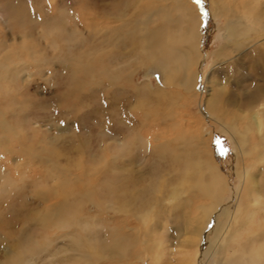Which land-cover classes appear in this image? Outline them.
<instances>
[{
  "label": "rangeland",
  "instance_id": "374dc122",
  "mask_svg": "<svg viewBox=\"0 0 264 264\" xmlns=\"http://www.w3.org/2000/svg\"><path fill=\"white\" fill-rule=\"evenodd\" d=\"M188 1L201 12L203 64L198 70L197 90L189 95L179 89L173 90L168 94L169 108L157 104L155 96L144 97L141 91L144 85L149 84L155 91L161 83L154 73L146 77L144 70L138 67L133 53L135 40L128 35L133 31L131 19L142 18L145 11L154 12L167 1L0 0V120L16 131L12 138L0 125V258L5 244L24 238L36 240L42 246L40 254L27 264H80L75 252L61 253L62 249L77 248L75 243H78L86 251L88 243L94 241L99 247L101 241L109 239L113 224L118 229L123 225L140 228V243L131 249V258L125 259V263L147 264L143 242L156 240L161 243L157 264H183L182 256L187 249L182 242L186 236L183 235L185 231L178 230L186 228L191 212L208 202L193 197L189 192L178 198L180 201L171 200L167 190L176 177L166 171L165 162L157 161L152 147L153 137L181 140L188 134L189 140L202 139L209 159L216 164L227 184L224 201L216 216L223 208H229L232 213L235 211L243 193L239 192L241 186L232 167L234 153H240L241 149L230 131L209 116L207 104L221 100L222 96L229 99L227 96L232 92L238 98L249 95L256 91L253 86L256 82L264 87V74L256 76L250 60L253 57L264 62V36H256L254 29L257 27L253 26L248 41H244L240 51L234 53L232 41L229 43L224 38L225 22L219 21L217 16L212 17L216 6L203 0ZM244 1L249 2L240 0L241 6ZM250 4L253 8L251 15L257 12L263 18L264 0H250ZM126 23L128 25L122 28ZM158 23L153 22L150 27L154 28ZM111 38L120 42L119 48L116 45L111 47ZM113 47L124 56V63L111 64ZM221 48L229 51L226 50L220 58ZM234 59H238L236 65L233 64ZM105 69L117 77L108 78ZM260 110H264V105L258 104L253 111ZM148 111L152 117H145ZM155 111L161 115L159 118H154ZM252 137L255 141L256 137ZM109 147L116 150L109 151ZM119 147L127 152L120 153L119 157L115 154L117 158L111 166L112 152L118 153ZM261 151L264 152L263 147ZM240 158L247 164V157ZM260 159H264V155ZM263 161L253 172L256 191L264 201ZM124 165H130L129 169L143 174L139 189L149 191V205L158 209L156 217L147 225L148 238H144L145 226L130 215L101 211L94 204L106 206L103 199L108 192L106 184L123 185L126 173L114 174L109 170L114 166L116 171H120ZM75 177L83 182L76 189L66 184V180L68 182ZM59 182H65V186ZM82 186L89 194L92 193L89 199L81 198L79 194L72 199L78 211L76 224H82L79 227L81 234L75 233L73 227L56 230L50 225L42 227L38 220L36 224L32 223L30 217L33 218L43 206L36 196L38 193L46 188L49 193L47 201L52 202L58 199V194L81 191ZM161 187L163 190L158 191ZM247 187L246 184L245 194ZM250 197L245 196L241 200L243 205L238 224H232V233H238L235 241L242 242L240 247L245 249L249 247L245 244L249 226L263 227L261 243L264 238V208L252 207ZM248 213L253 217L250 223ZM210 228L213 226H206V238L212 237ZM134 235L131 234L132 237ZM203 242L205 245L200 247L195 264H215L218 259L212 262L209 256L204 255L205 238ZM234 247L229 244L226 253ZM221 258L223 260L222 255ZM97 264L110 263L101 261Z\"/></svg>",
  "mask_w": 264,
  "mask_h": 264
},
{
  "label": "bare ground",
  "instance_id": "6f19581e",
  "mask_svg": "<svg viewBox=\"0 0 264 264\" xmlns=\"http://www.w3.org/2000/svg\"><path fill=\"white\" fill-rule=\"evenodd\" d=\"M165 1H167V3L157 7L154 12L145 11L142 18L131 19L130 22L133 25V31L129 30L130 33L128 35L129 37L132 36L135 40V45L133 46L135 51L133 53L136 57L138 67L144 70V75L146 77H150L154 73L161 83V86L157 87L155 91L150 89L149 84L144 85L142 90L140 89L144 93V97L150 98L155 96L158 98L157 104H164L171 108L168 94H172L173 90L179 89L186 95L192 94L194 90H197L195 87L199 79L198 70L203 64L204 54L200 46L202 19L199 9L194 7L195 5L192 6L188 0ZM203 2H211L216 6L214 9L217 10H214L215 12H213L212 17L215 18L217 16L219 21L225 22L224 31L226 32V37L224 38L228 39L229 43L232 41V50L234 53L237 50L239 52L243 47L242 43L249 39V32L252 31L253 26L257 27L254 29V31L257 32L256 36H264V17L262 18L259 16L257 12L256 15H251L253 8L250 4V0L249 2L244 1L245 3L242 6L240 0H229V2L228 0H203ZM237 2L239 4L238 6ZM242 9L244 13H242ZM125 13L126 12H124V15ZM153 22L158 23L154 28L150 27V24H153ZM126 25L128 24H122L121 27L124 28ZM114 30L116 31L117 29L114 28ZM100 32L101 30L98 31V33ZM120 32L118 31V33ZM104 33L106 34L107 32L105 31ZM109 42L111 47L116 45L119 48V41H115V39L111 38ZM118 48L115 49L113 47L112 49L114 51L112 53L110 52L111 64L117 65L118 63L122 64L125 62L124 56L118 52ZM228 48L220 49V58L224 56L226 50L229 51ZM18 53L19 52H17V54ZM6 60H8L7 55ZM250 60L252 61V67L256 76L264 74V62H261L262 60L258 58L254 59L253 57ZM236 61H238V59ZM236 61L234 59L233 64L236 65ZM105 70V74L108 75V78H112L113 76L117 77L116 74L108 72L107 69ZM233 71L235 70L233 69ZM234 86L237 87V84L234 83ZM253 86L256 91L249 95L244 94L238 98L237 94L232 92L231 96H227L229 99L222 96V98H220L221 100H216V102L207 104L209 116L215 118L217 123L221 122L223 126L230 131L241 149L240 153H234V165L232 170L234 176L240 183L239 186H241L239 187V192L243 194L239 197L240 202L237 204L233 213L229 208H223L220 209L219 216H216L220 205L224 201L227 184L224 183L225 180L216 164L209 159L208 149L202 139L197 138L189 140L187 138L188 134L184 136V139L181 138V140L180 138H177V140L167 138L160 140L159 137L152 138V147H154L153 151H155L157 161H162V164L165 162L166 171L169 174H175L176 177L174 179L175 182L170 185V188L167 190L171 200H179L178 198L182 197L186 192H189L193 197L208 202L206 204H200L195 211L191 212L190 217L192 221L189 220L190 222L183 230H178L185 231L183 235L186 236L182 242L184 245L183 247L187 249L182 256L183 264H195L197 262L198 251L205 245L203 242L204 238L205 242H207V246L203 248L205 251L204 255L209 256L212 262L218 259L215 264H264V238H262L261 243L263 227L252 228L249 226L248 237L245 239V244H249L247 249L240 247L242 242L235 241V239L238 238V233H232V224L235 226L238 224V217L241 214L243 205L241 200H243L245 196H251L252 207L258 206L260 209L264 208V201L256 191L253 172L258 163L264 160L260 159V156L264 155V152L261 151L262 147L264 148V110L253 111L255 107H258V104L259 106L264 105V87L260 86L258 82L255 84L253 83ZM149 116L152 117L151 113H149V111L148 113L145 112V117L148 118ZM153 116L154 118H159L161 115L159 113L157 114L155 111ZM0 125L2 130L10 137L13 138L16 136V131L7 124V122L1 121ZM137 134L139 137L141 136L139 133ZM252 136L256 137L255 141ZM118 149V153L115 151V153L112 152L111 166L115 158H117V156L119 157L120 153L124 154L126 151L122 150L121 147ZM108 150L112 151L116 149L109 147ZM115 154L117 155L116 157ZM240 157H247V164H245L244 160H241ZM129 166L130 165L122 166L120 171L117 170L118 172L116 171V167H111L109 170L111 173H126V178L123 180L124 183L119 187L111 185V183L106 184L108 192L103 197L104 201L106 200L107 202L105 203L106 206L103 207L99 203L94 204L101 211L109 210L116 214L130 215L131 218L145 226V232L143 231V233L145 236L144 238H146L150 235L148 234L147 225L156 217V210L158 209L155 210L153 206L149 205L150 202L147 199L149 191L146 188L139 189L138 184L141 183V175L143 174H140L139 171L135 172L131 168L129 169ZM55 169L56 167L54 166V170ZM63 176L64 175H62V177ZM64 183L65 182H62L60 185ZM67 183L70 184V186L73 185L72 188L75 189L78 187V184H83V182H80L76 177L69 179L68 182L66 180V184ZM246 184L248 187L247 193L245 194ZM81 188V191L78 189L77 191L58 194V199L52 202L49 200L47 201V194L49 193H47V189L45 188L43 192L36 195L39 197L40 201L43 202V206H41L38 210L39 212H37L33 218L30 217L31 220L33 219L32 223L36 224L38 220L42 227L50 225L56 228V230H66L73 227L76 231L75 233L81 234L79 227H82V224H76L77 222L75 219L78 216V211L74 204L75 201H72V199L76 197L75 194H79L81 198L87 197L89 199L92 193L90 192L89 194V191H86L84 186ZM162 190L163 187L158 191ZM121 196L123 197L121 198ZM251 217L252 214L248 213L247 220L249 223L250 219L253 218ZM184 218L186 219V214ZM206 226H213V228H210L209 232L212 237L206 238L204 235V233H206ZM110 232L111 234L108 236L109 239L101 241L102 246L100 245V248L96 245L97 242L94 241L88 243V250L86 249V251H83V248L80 247L81 245L79 246L78 243L74 241L73 243H75L77 248L71 249L70 247L69 250L62 249L61 253H63V251L75 252L80 258V264H97L101 261H106L110 264H134L133 261L125 263L126 261L124 260H129L131 249L140 243L138 240L140 228H130L123 225L121 229H118L112 224ZM132 232L135 233L136 237L135 235L134 237L131 236V234H133ZM23 239L24 238H18L17 241H13L14 243L12 244H5L2 257L0 258V264H27L32 257L34 258L35 255L37 256L40 254L42 246L38 244L36 240L31 241ZM47 240L45 236L44 241L46 242ZM233 240L234 243L232 242ZM154 241L155 242H150V240H145L143 242L144 253L148 259L147 264H157L159 261L157 254H159L161 249V243L156 240ZM231 243L235 245L234 248L238 249L233 248L234 251L232 249L229 253H226V249ZM220 254L223 256V260ZM135 259L137 258H134V260Z\"/></svg>",
  "mask_w": 264,
  "mask_h": 264
}]
</instances>
